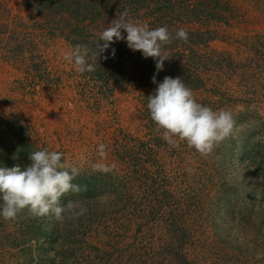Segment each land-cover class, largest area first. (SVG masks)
<instances>
[{"label":"rangeland","instance_id":"rangeland-1","mask_svg":"<svg viewBox=\"0 0 264 264\" xmlns=\"http://www.w3.org/2000/svg\"><path fill=\"white\" fill-rule=\"evenodd\" d=\"M230 1L229 22L181 21L187 42L164 46L161 75L233 114L232 136L203 158L155 130L147 97L156 84L141 83L147 63L128 59L130 81L107 87L63 60L72 46L53 18L0 0V167L23 168L44 148L63 152L82 171L73 181L81 191L61 203L88 208L76 221L0 218V264H181L175 245L187 264H264V0ZM138 22L152 29V18ZM100 143L109 173L91 167Z\"/></svg>","mask_w":264,"mask_h":264},{"label":"clouds","instance_id":"clouds-1","mask_svg":"<svg viewBox=\"0 0 264 264\" xmlns=\"http://www.w3.org/2000/svg\"><path fill=\"white\" fill-rule=\"evenodd\" d=\"M121 40L133 52L140 51L144 58H153L159 72L169 58L164 46L173 40L187 42L188 33L184 28L177 29L174 34L163 26L150 29L146 24L129 19L125 11L94 35V47L76 44L63 54V60L79 74L93 72L96 66L91 61L98 62L110 44ZM111 54L115 55V49ZM152 82L156 88L147 97V109L155 130L170 147L184 143L207 158L232 136L235 120L230 110H213L198 103L180 77L165 76L157 83L154 75ZM96 151L99 160L91 165L92 170L111 172L115 165L107 163V146L100 143ZM28 160L23 168L18 165L0 167V218L14 222L26 211L33 218L51 215L57 221H76L88 214V208L79 200L61 203L65 194L81 191V186L73 183L82 171L78 163L66 160L63 152L47 148L30 152Z\"/></svg>","mask_w":264,"mask_h":264},{"label":"trees","instance_id":"trees-1","mask_svg":"<svg viewBox=\"0 0 264 264\" xmlns=\"http://www.w3.org/2000/svg\"><path fill=\"white\" fill-rule=\"evenodd\" d=\"M25 3L40 14L51 18L50 20L53 18L52 24L71 46L84 44L90 48L94 47V35L102 30L101 25L108 26L125 11L128 12L129 19L140 21L152 18L150 23L152 29L163 26L170 32L173 30L171 28L179 29L178 24L181 21L187 22L203 16L229 22L232 10L230 0H25ZM53 16H57V19L54 20ZM193 36L195 37L193 43L198 44L203 41L202 33H194ZM112 49H115L114 56L111 54ZM130 58L140 64L141 69L144 68L145 63L148 64L144 68V73H140L146 74V79L141 81L143 86H154L152 82L154 75L157 80L164 78L161 71L157 72L156 61L153 58H144L140 51L133 52L124 40L110 44V47L98 58V62L91 61L95 63L96 70L88 73L107 87L110 84L113 87L117 84H125L131 78L125 67V62ZM248 158H251L250 155ZM255 176L258 180V175ZM262 183L264 184L263 181ZM43 234L51 236L53 232L44 231ZM172 249L174 250L172 257L181 264H187L181 249L176 245Z\"/></svg>","mask_w":264,"mask_h":264}]
</instances>
